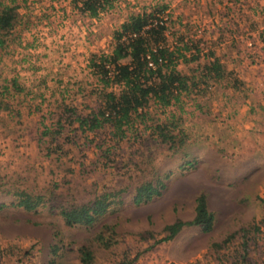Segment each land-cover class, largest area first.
<instances>
[{
  "label": "rangeland",
  "instance_id": "obj_1",
  "mask_svg": "<svg viewBox=\"0 0 264 264\" xmlns=\"http://www.w3.org/2000/svg\"><path fill=\"white\" fill-rule=\"evenodd\" d=\"M104 5L92 17L81 0H0V12L16 7L0 32V264H83L79 248L89 264H264V0ZM153 9L166 45L188 59L176 68L190 86L168 107L150 101L122 138L111 126L78 130L68 116L104 104L91 58L111 51L129 17ZM215 59L220 71L208 72ZM202 193L213 226L163 240L167 225L193 219ZM104 194L90 224L60 214ZM26 195L42 198L13 205Z\"/></svg>",
  "mask_w": 264,
  "mask_h": 264
},
{
  "label": "trees",
  "instance_id": "obj_2",
  "mask_svg": "<svg viewBox=\"0 0 264 264\" xmlns=\"http://www.w3.org/2000/svg\"><path fill=\"white\" fill-rule=\"evenodd\" d=\"M81 1L82 10L88 11L92 17L96 16L99 10H104V4L108 3V0ZM15 9L16 7H5L0 12V32L8 31L13 27ZM165 30L166 25L160 18L159 10L153 9L149 12L133 15L114 32L111 51L109 53L103 52L91 58L92 68L95 69L103 85L104 104L91 115L79 116L75 113V115H69L68 118L75 116L78 130L90 133L111 126L115 129L114 135L122 138L124 131L134 123V119L137 118L143 122L142 118L147 117L150 101L154 106L160 108L178 102L179 95L187 90L190 85L187 77L181 74L176 67L179 60L185 62L188 59L185 58L182 49H170L166 45ZM1 42L2 39H0V45ZM184 49L187 50L186 47ZM191 59H196V56H191ZM206 69L208 72H219L220 64L214 60L210 66H206ZM108 86L115 87V90L104 92ZM59 125L60 121L57 122L56 126L60 127ZM161 127V125L157 126L160 130ZM56 133L57 130L52 132V134ZM167 139L173 140V136ZM149 185H146L145 188H148ZM165 188V184H161L160 189L153 188V190L160 195ZM140 195L141 192H138V198ZM29 198L30 196L26 195L25 199H20L18 203L13 205L31 209L38 204L42 197L38 196L36 200ZM105 198V194L97 196L92 205L61 206L60 214L70 225L90 224L95 215L90 214L89 211L93 210V213L97 214L104 210L107 206V202L103 201ZM0 207L3 208L4 205ZM194 210L192 220L181 221L177 219L173 224L167 225L164 229L166 236L163 240L171 239L184 226L199 225L204 231H208L213 226L214 215L207 208L205 194L202 193L197 196ZM111 232H114L113 228L106 227V230L101 234L112 236ZM97 238L99 240V234ZM109 245L105 244L104 246ZM79 253L81 255L80 262L89 264L91 261L90 251L86 248H79Z\"/></svg>",
  "mask_w": 264,
  "mask_h": 264
},
{
  "label": "built area",
  "instance_id": "obj_3",
  "mask_svg": "<svg viewBox=\"0 0 264 264\" xmlns=\"http://www.w3.org/2000/svg\"><path fill=\"white\" fill-rule=\"evenodd\" d=\"M150 65H151V63H150ZM19 263V262H18Z\"/></svg>",
  "mask_w": 264,
  "mask_h": 264
},
{
  "label": "crops",
  "instance_id": "obj_4",
  "mask_svg": "<svg viewBox=\"0 0 264 264\" xmlns=\"http://www.w3.org/2000/svg\"><path fill=\"white\" fill-rule=\"evenodd\" d=\"M215 60H217V59H215ZM218 61V60H217Z\"/></svg>",
  "mask_w": 264,
  "mask_h": 264
}]
</instances>
